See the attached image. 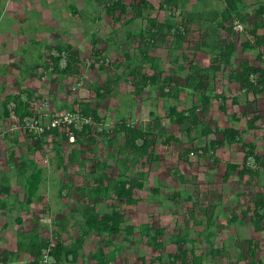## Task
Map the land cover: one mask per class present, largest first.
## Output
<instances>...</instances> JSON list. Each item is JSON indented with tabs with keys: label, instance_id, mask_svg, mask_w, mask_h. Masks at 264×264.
I'll return each instance as SVG.
<instances>
[{
	"label": "trees",
	"instance_id": "trees-1",
	"mask_svg": "<svg viewBox=\"0 0 264 264\" xmlns=\"http://www.w3.org/2000/svg\"><path fill=\"white\" fill-rule=\"evenodd\" d=\"M178 3L179 0L159 1L160 9L167 7L170 10L167 17L159 19L157 15H152V10L156 9L152 0H106L104 2L105 14L110 18L113 26H125L135 19H140L143 27L136 35L138 36L136 53L132 56L124 53L123 60L110 63L106 56L101 54V49L93 47L95 56L88 64L89 69L97 66V69L102 71L108 63L116 68L122 65L129 67V74L134 82L133 96L146 90L153 92L155 98L161 101L159 107L162 113L150 111L148 119L136 124L121 119L113 128V133L116 134L114 136L104 133L102 129L98 130L97 124L103 123L98 110L99 106L102 101L109 100L113 90L112 84L117 80L115 76L108 73V78L101 85L97 84L93 87L95 105L89 99H74L72 108L85 116L90 115L93 118L92 124H83L80 128L72 124L49 126L44 136L35 141L31 140L29 134L25 132L32 153L42 148L46 137L49 136L59 138L55 140L56 144L64 140L69 145L70 151L65 159L67 161L65 168L69 165L81 169L84 172V182L81 185H74L71 181L61 182L59 191L66 189L65 194L74 199L76 203L72 211L80 213L82 224L81 234L73 241L66 243L61 239L62 235L59 231L65 230L70 218L62 215L54 220L58 227V230L53 231L54 238L39 237L33 233L27 242L17 243L16 250L12 251L15 257L20 253H26L30 256L28 264H40L44 252L47 251L53 260L52 264H61L63 261L76 260L78 251L85 246L89 234L101 238L99 242L112 243L120 237L126 240L133 234L134 226L128 224L123 228L122 225L126 221L123 211L116 207H112L110 211L100 210L97 207V201L103 199L110 203L111 199L134 200L135 191L144 188L149 175L143 167L151 162L161 161L157 150L160 146L183 145L178 157L187 163H189V156L197 155L212 160L214 164H219L222 160L215 155L217 147L225 144L228 147L240 145L243 149L242 160L239 163L234 161L225 163L221 184H225L234 173L240 179L246 178V182L259 176L260 167L257 163L260 162L261 156L256 150L255 141H246L242 137L244 131L233 124L225 127L211 126L205 113L206 106L217 100L221 115L230 116L236 123L244 119L246 130H261L257 122L264 117V110H260L258 106L260 101L264 102V1L257 2L251 9V6L243 4L242 0H222V7H214L201 16L185 14L181 11L175 15ZM235 23L240 26L239 32L246 38L241 42L240 47L236 46L232 38L233 34L238 32L234 29ZM222 31H225L228 36H222ZM131 33L129 32V35ZM93 42L95 43L96 40ZM164 47L168 50L165 54L166 61L165 59L163 62L157 61L151 49L161 50ZM72 48V45L68 44L65 47L57 45L48 49V66L51 67L52 73L56 72L68 78L79 73L78 67L75 69L74 66L80 62V58L76 52H70ZM247 51L254 52V59L241 58L242 53ZM198 53H204L207 56V62H200ZM62 59L64 64L61 66ZM236 59H239L238 65L232 67ZM230 65L227 81L234 82L238 86V93L231 98L224 91H217L213 80L218 72ZM142 68L146 71L142 72ZM182 72L185 73L184 76L180 75ZM30 95L28 92L27 97L29 98ZM240 96L244 97L246 105L238 109L241 105ZM27 100L21 99L19 95L12 97V112L17 117L22 118L24 115L33 114L29 110V100ZM8 103L9 100L4 103L7 115ZM185 103H189L187 107ZM181 104H184V107H181ZM230 105L238 108L229 111ZM154 119L168 120L178 132L185 134L190 145L182 142L179 135L169 131L165 126L155 130ZM197 128H200V135L206 140L210 135L214 138L208 139L203 144H196L193 131ZM101 145L106 149L107 160L99 159L98 156L83 157L87 150L96 151ZM56 153L60 154L59 151ZM13 159L12 151L9 162H13ZM26 164L27 161L24 159L14 165L20 170ZM41 185L42 171L39 168L34 169L25 179L27 204H30L33 198L41 199L39 194ZM151 190L154 193L158 192L157 188ZM1 194L14 196L11 185L0 181ZM179 194L180 192L177 191L174 196ZM187 198V201H190V207L183 219L173 215L166 226L150 224L149 228L153 233L147 245L154 248L156 254L149 260L143 255L139 256L138 264H203L207 253L195 247L194 244L187 247L185 243H194L199 240L198 238H207L211 234V228L215 222V209L220 201L214 196L209 197V194L201 192H196L195 198L192 195H188ZM247 200L244 208L238 199L230 206L226 225L242 222L249 217L253 231L260 233L264 230V192H256L253 198ZM222 227L224 228L223 225ZM122 231L125 234H122ZM193 232H197V235ZM167 235L175 240L171 243L173 248L164 258L163 239ZM244 242L247 245L246 249L242 243L236 244L237 262L262 264L261 260L256 259V252L260 249L258 243L251 238L244 239ZM113 248L115 250L118 245H114ZM219 250L226 251L227 248L224 245L213 247L210 253L215 255L220 252ZM110 252L109 250L108 257L103 247L99 246L96 251H92L91 255L97 264H111ZM7 261L8 252H1L0 262ZM214 264H216L215 259Z\"/></svg>",
	"mask_w": 264,
	"mask_h": 264
},
{
	"label": "rangeland",
	"instance_id": "rangeland-1",
	"mask_svg": "<svg viewBox=\"0 0 264 264\" xmlns=\"http://www.w3.org/2000/svg\"><path fill=\"white\" fill-rule=\"evenodd\" d=\"M67 1L65 0V2ZM105 1L72 0L74 7L72 6L70 11H64L59 23H56V26L51 30L44 29L46 38L36 40L34 37L37 35H33L28 38L31 39L30 42L26 39L19 45L20 49L32 47V51L26 49L23 53L18 52L11 55L13 53V45H11V50L7 52L5 58L9 65L19 66V70L13 71L10 76L12 78V94H19L24 100H27L28 97L25 95L28 92L31 93L32 96L30 95L28 98V103L33 107V110L43 100L46 101V111L54 113L74 110L75 108L72 106L76 98L92 100L95 105L93 87L97 84L101 85L108 78V73L115 76L117 80L112 84L113 90L109 100L102 101L98 109L103 123L96 126L98 130L102 129L104 133L114 136L116 134L113 133V128L121 119L136 124L148 119L150 111L162 112L159 107L161 101L155 98L153 92L146 90L135 97L133 96L134 82L129 74V67L122 65L116 68L113 64L108 63L105 64V70L102 71L98 70L97 66L94 69H89L88 64L95 56L93 47L101 49V54H104L110 63L115 60H123L124 53H129L131 56L136 53L138 45V36L136 35L143 27L140 19H135L125 26H113L110 18L105 14ZM152 1L158 9H155L152 15L163 19L170 14L167 7L159 8L161 0ZM259 1L264 0H242V3L250 5L252 9ZM64 4L63 6H65ZM214 7H222V0H179L175 15L190 8H195L196 11H199V15H202ZM49 25L51 24L49 23ZM235 25L239 26L237 23ZM240 29V26L238 30L235 29L238 32L232 36L237 47H240L241 42L246 39L245 35L239 32ZM9 31L10 36L6 34V39H12V27ZM129 32L132 33L129 35ZM221 35L228 36L225 31H222ZM32 39L38 43H34ZM93 40L96 42L94 43ZM68 44L73 47L70 52H76L80 58V62L74 66L75 69L78 67L79 73L73 74L72 78L56 72L52 73L51 67L48 66V49L57 45L65 47ZM106 46L107 48H105ZM167 51L165 47L161 50L151 49V52L157 57L156 60L162 62ZM242 54L241 58L254 59V52L247 51ZM197 56L200 58L198 59L200 62H207V56L204 53H198ZM21 59L25 61L21 62ZM238 60L233 61L232 67H237ZM63 64L64 59L60 61V65ZM230 67L231 65L225 66L223 71L218 72L213 79L216 90L224 91L229 98L238 93L237 84L227 81ZM141 71H146V69L142 68ZM184 74V72L180 73L181 76ZM0 78L3 83L9 81L8 77L1 76ZM240 97L239 108L230 105L229 111L240 109L242 105H246L244 97ZM188 104L185 103L186 107ZM218 105L219 102L214 100L206 106L205 117L208 123L211 126L218 125L220 127L233 124L244 131L242 137L246 141H255L256 150L261 156L260 162L257 163V166L260 167L259 176L246 182V178L240 179L234 173L225 184H221L225 163L227 161L239 163L242 160L243 149L240 145L228 147L225 144L217 147L215 155L222 160L219 164H214L212 160L197 155L189 156V163H187L178 157L183 145L160 146L157 150L161 161L151 162L143 167L149 172V175L144 188L135 191L134 200L111 199V204L103 199L97 201V207L100 210L110 211L112 207H116L123 211L126 221L122 226L124 228L128 224L133 225V234L126 240L120 237L112 243L99 242L101 238L89 234L85 246L78 251L76 260L74 262L63 261L61 264H97L91 254L99 246L103 247L107 256L109 250L111 251L110 259L112 260H109L111 264H138V257L141 255L149 260L156 254V250L147 245V241L153 233L149 228L150 224L166 226L170 223L173 215L183 219L190 207L187 197L192 195L195 198L196 192L207 193L209 197L214 196L220 203L215 209V222L211 228V234H207V238H198L199 240L194 243L186 242L185 246L190 247L194 244L200 250L203 249L207 253L203 264H214V259L216 264H246L245 261L237 262L238 248L236 244L242 243L246 249L247 245L244 239L251 238L258 243L260 248L256 252V259L261 260L264 264V230L260 233L254 232L249 217H246L242 222L226 225L229 208L237 199L244 208L247 205V199L253 198L256 192H264V127H262L264 126V117L257 122L261 126V130H246L244 119L237 123L233 122L230 116L220 114ZM180 106L184 107V104ZM258 106L260 110H264L263 101H260ZM153 126L155 130H158L160 126H165L169 131L179 135L182 142L188 143L185 134L178 132L174 125L169 124L166 119H154ZM11 129L12 139H9L5 134L10 133ZM2 132H0V181L12 183L14 196L10 195L12 201L9 202L7 195H0V253L8 252V261L0 262V264H28L29 254L20 253L15 257L12 251L16 250L18 242H27L33 233L39 237H53V231L58 230L54 223L56 218H60L62 215L70 218L65 230L59 231L62 235L61 239L66 243L73 241L81 234V215L79 212L72 211L76 202L65 194L66 189H62L60 192L59 186L61 182L69 181L74 185L83 184L84 172L78 167L69 165L65 168L67 162L65 159L70 147L64 140H60V144H56L55 140L57 141L59 138L46 137L42 148L32 153L27 134L13 118L2 129ZM193 136L196 144H203L208 139L214 138L213 135H210L206 140L200 135V128L193 131ZM102 146H99L96 151L94 149L92 152L87 150L83 157L98 156L99 159L107 160L106 149ZM12 151L14 159L13 162H9ZM57 151L60 154H57ZM62 156L63 158H61ZM24 159L27 161L26 166L18 170L14 164ZM38 168L42 171V185L39 192L41 199L33 198V201L27 204L25 202V179L31 171ZM154 188L158 189L157 193L152 192L151 189ZM177 191L180 194L174 196ZM221 225L224 228H221ZM122 234H125L124 231ZM193 234L197 235V232H193ZM163 240L165 242L163 257L166 258L169 250L173 248L171 243L175 239L167 235ZM114 245H118V248H115L116 251L113 248ZM222 245L226 246L227 252L219 250L220 252L215 255L210 253L211 248ZM248 259L250 258L248 257Z\"/></svg>",
	"mask_w": 264,
	"mask_h": 264
},
{
	"label": "crops",
	"instance_id": "crops-1",
	"mask_svg": "<svg viewBox=\"0 0 264 264\" xmlns=\"http://www.w3.org/2000/svg\"><path fill=\"white\" fill-rule=\"evenodd\" d=\"M63 4L65 6H63ZM72 6L74 7L72 0H68L67 2H65V0H0V77H8L7 79L9 80L3 83L0 78L1 133H3L2 129L8 124V122L12 121L11 111L9 110L8 115L6 114L4 103L5 101L9 100L8 104H12V97L14 95H19L16 93L12 94V78L10 77L12 76L13 71L19 70V66L15 65L16 67H14L13 65H9L6 63L5 58L7 52L11 50L10 46L13 45V53H11V55H14V53L18 52L23 53L26 49H29L28 51H32V47H24L23 49H20L19 45L25 42L26 39L30 42L31 39L28 38L33 35H37L34 37L36 40L46 38V35L44 34L46 30L44 29L51 30L54 28L56 23H59V19H62L64 11H70ZM154 10H152V12ZM183 12L185 14L191 13L195 16L199 15V11H196L195 8H190L188 10H184ZM49 23L51 25H49ZM11 27L12 39H6L5 37L10 36L9 29ZM6 34L8 35L6 36ZM34 39H32V41H34V43H38V41ZM20 61L23 62L25 60L21 59ZM26 96L27 95H25V97ZM19 97L23 99L21 95H19ZM28 107L30 111L33 110L32 106L29 105ZM5 136L10 139L12 137V129L11 132L5 134ZM7 183L12 187L11 182ZM11 196H8L10 200L9 202L12 201Z\"/></svg>",
	"mask_w": 264,
	"mask_h": 264
},
{
	"label": "built area",
	"instance_id": "built-area-1",
	"mask_svg": "<svg viewBox=\"0 0 264 264\" xmlns=\"http://www.w3.org/2000/svg\"><path fill=\"white\" fill-rule=\"evenodd\" d=\"M234 28L238 30L239 26L234 25ZM46 106V101L43 100L39 103L37 108L35 107V110H32V115H24L22 118H19L12 112V104L10 103L8 105L12 118L29 134L33 141L43 137L45 130L48 129L49 126L59 127L72 124L76 128H80L83 124L93 123V118L90 115L85 116L77 110L54 113L52 111H46ZM52 261L50 255L45 251L40 264H52Z\"/></svg>",
	"mask_w": 264,
	"mask_h": 264
}]
</instances>
